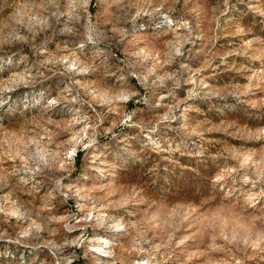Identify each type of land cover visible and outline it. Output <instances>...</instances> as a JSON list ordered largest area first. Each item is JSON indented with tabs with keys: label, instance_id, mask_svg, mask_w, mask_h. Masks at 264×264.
Segmentation results:
<instances>
[{
	"label": "rangeland",
	"instance_id": "obj_1",
	"mask_svg": "<svg viewBox=\"0 0 264 264\" xmlns=\"http://www.w3.org/2000/svg\"><path fill=\"white\" fill-rule=\"evenodd\" d=\"M0 264H264V0H0Z\"/></svg>",
	"mask_w": 264,
	"mask_h": 264
}]
</instances>
